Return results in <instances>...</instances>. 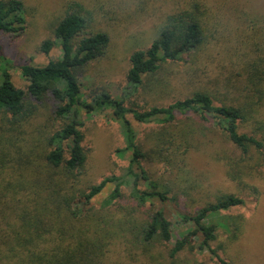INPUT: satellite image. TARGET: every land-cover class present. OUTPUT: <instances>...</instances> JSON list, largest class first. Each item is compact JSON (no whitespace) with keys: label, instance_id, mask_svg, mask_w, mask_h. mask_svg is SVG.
I'll return each mask as SVG.
<instances>
[{"label":"trees","instance_id":"obj_1","mask_svg":"<svg viewBox=\"0 0 264 264\" xmlns=\"http://www.w3.org/2000/svg\"><path fill=\"white\" fill-rule=\"evenodd\" d=\"M195 10L197 15L170 16L148 49L132 53L127 81L134 93L165 97L172 67L210 45L204 13L201 19ZM90 21L82 5L68 6L53 24L54 39L41 46L46 55L58 46L61 56L45 66L18 67L28 82L26 92L14 85L11 70L16 66L0 53V264H109L117 243L131 253L141 250L151 264L158 259L196 264L180 258L194 239H201L200 252L208 250L229 264L211 247L220 225L208 219L244 207L245 198L225 194L194 213L176 211L178 224L188 227L177 235L165 210L154 207L157 202L178 204L180 195L147 166L163 164L169 171L174 161L184 164L201 150L206 124L223 131L239 152L229 163L231 180L247 188L246 181L258 178L264 169V59L237 73L239 83L216 81L224 91L199 89L167 105L130 106L131 98H116L105 88L88 96L82 90L80 76L105 56L111 42L107 33L91 30ZM27 28L24 1L0 0V37L17 38ZM48 100L55 104L59 126L38 138L28 126L38 104ZM106 112L121 127L126 146L117 152L123 158L129 154V165L121 175L84 185L89 153L80 117ZM131 117L151 126L142 139ZM234 224L233 231L230 225L227 229L236 239L242 227Z\"/></svg>","mask_w":264,"mask_h":264},{"label":"rangeland","instance_id":"obj_2","mask_svg":"<svg viewBox=\"0 0 264 264\" xmlns=\"http://www.w3.org/2000/svg\"><path fill=\"white\" fill-rule=\"evenodd\" d=\"M23 1L27 8L28 28L17 38L1 36L0 53L16 66V69L11 70L12 81L24 92L27 91L28 82L18 67L25 64L45 66L61 56L60 47L57 46L46 55L41 52V46L45 41L54 39L53 24L65 16L70 4L82 5L91 20L90 29L101 30L111 39L105 56L92 63L79 78L87 96L91 91L105 88L116 98H131L128 100L130 106L138 105L146 109L156 104L167 105L199 89L213 90L218 87V90L224 91L221 83L226 78L239 83L237 73L244 72L247 65L264 59V0ZM197 8L201 19L203 12L207 21L205 31L209 35L210 45L193 56H186L184 62L172 67V86L165 97L144 96L142 90L134 93L127 81L132 53L148 49L170 16L180 13L197 15ZM216 81L221 83L217 86ZM54 111L55 104L52 101L38 104V112L31 119L28 130H34L38 138L50 135L59 126ZM261 118L264 120V110ZM80 119L85 123L84 146L89 153L84 185H96L113 174L124 173L129 165V154L123 158L117 152L123 150L126 143L121 127L111 113L83 114ZM131 121L140 139L151 129L150 125L140 124L132 117ZM202 136L201 150L192 152L184 164L174 161L169 171L163 164L147 166L154 175L163 178L175 194L180 195L178 204L166 206L157 202L154 208L165 210L167 217L174 223L175 234L179 235L188 227L178 224L176 211L194 213L225 194L244 197V207L232 208L209 217L210 223L220 225L217 241L211 247L229 264H264V169L258 178L246 181L247 188L237 184L231 180L228 172L231 157H236L239 152L227 142L223 131L213 125L204 124ZM253 188H257L258 193ZM126 193L129 191L126 190ZM106 194L108 191L96 201L98 206ZM234 222L242 227L236 239L234 232L227 229V225H230L233 231ZM200 243L201 239L192 240L180 258L191 263L222 264L208 250L200 252ZM150 262L141 250L131 253L119 243L112 247L109 260V264ZM153 264H162V261L158 259Z\"/></svg>","mask_w":264,"mask_h":264}]
</instances>
